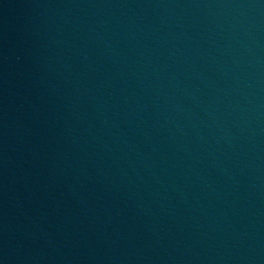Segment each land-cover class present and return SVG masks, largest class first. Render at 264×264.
<instances>
[{
	"label": "water",
	"instance_id": "water-1",
	"mask_svg": "<svg viewBox=\"0 0 264 264\" xmlns=\"http://www.w3.org/2000/svg\"><path fill=\"white\" fill-rule=\"evenodd\" d=\"M0 264H264V0H0Z\"/></svg>",
	"mask_w": 264,
	"mask_h": 264
}]
</instances>
